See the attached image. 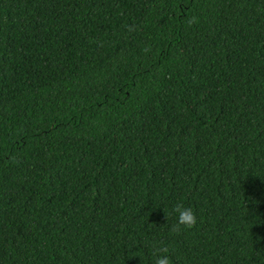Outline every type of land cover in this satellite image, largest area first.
Returning a JSON list of instances; mask_svg holds the SVG:
<instances>
[{"label": "trees", "instance_id": "obj_1", "mask_svg": "<svg viewBox=\"0 0 264 264\" xmlns=\"http://www.w3.org/2000/svg\"><path fill=\"white\" fill-rule=\"evenodd\" d=\"M157 247L264 264V0H0V264Z\"/></svg>", "mask_w": 264, "mask_h": 264}, {"label": "clouds", "instance_id": "obj_2", "mask_svg": "<svg viewBox=\"0 0 264 264\" xmlns=\"http://www.w3.org/2000/svg\"><path fill=\"white\" fill-rule=\"evenodd\" d=\"M187 23L189 26L196 23V18H190ZM145 51H150L146 47ZM172 213L176 215V223L172 227L173 232H179L181 228L191 229L195 226L197 218L191 208H185L182 204H176L172 209ZM169 249L167 247L154 248L152 255L155 257L154 264H171Z\"/></svg>", "mask_w": 264, "mask_h": 264}]
</instances>
